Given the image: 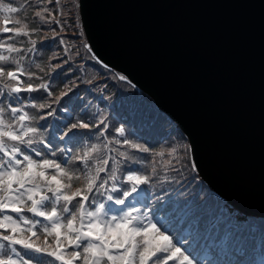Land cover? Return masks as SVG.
Instances as JSON below:
<instances>
[{"label": "snow or ice", "instance_id": "1", "mask_svg": "<svg viewBox=\"0 0 264 264\" xmlns=\"http://www.w3.org/2000/svg\"><path fill=\"white\" fill-rule=\"evenodd\" d=\"M84 36L61 0H0V264H257L248 241L264 216L201 195L194 148L157 106L132 111L141 135L79 103L81 84L107 89L69 74L93 52Z\"/></svg>", "mask_w": 264, "mask_h": 264}, {"label": "water", "instance_id": "2", "mask_svg": "<svg viewBox=\"0 0 264 264\" xmlns=\"http://www.w3.org/2000/svg\"><path fill=\"white\" fill-rule=\"evenodd\" d=\"M85 36L183 131L205 183L264 216V0H81Z\"/></svg>", "mask_w": 264, "mask_h": 264}, {"label": "trees", "instance_id": "3", "mask_svg": "<svg viewBox=\"0 0 264 264\" xmlns=\"http://www.w3.org/2000/svg\"><path fill=\"white\" fill-rule=\"evenodd\" d=\"M61 3L68 5V3H64L63 0H61ZM72 10L74 11L73 7ZM53 47L54 44L51 41L45 42V49H44L45 57L51 55L50 49ZM91 56H92L91 53L81 51V57H83V59H80L79 63L83 65V69L77 72L74 70L75 68L74 66L73 69H70L69 74L71 75V78L74 80L76 79L77 76L84 79H90L92 77H96L95 83L99 85L101 88H103V86L106 84L107 89L102 95L100 91L92 89L91 85L85 86L81 84L80 88L76 89V91L79 92V95L83 98L81 101H79V103H87L90 101L93 106L101 108L103 110V114L105 116L110 117L111 120L115 122L117 121V119L113 118V116L115 115L116 112L119 114L127 113L129 112L127 110V107L129 105H136V102L134 100V94H138V92H136V90L129 83L119 81L118 75L115 72L102 67L100 64H96L95 61H93L90 58ZM77 83H79V81H77ZM86 89H91V90H86ZM107 97H110V99ZM142 99L145 102L151 103L150 99H148L146 96H142ZM184 142L187 143L185 137H184ZM165 144L166 143L160 141V144L157 145V150H161V148H163ZM194 174L197 175L196 172ZM197 182L200 185H202L204 189L201 195L210 196L211 194L210 191L203 184V182L198 177V175H197ZM248 243L250 246H253L255 248V252L253 256L257 255L259 253V249L261 250L262 243H264V233L257 230L252 235Z\"/></svg>", "mask_w": 264, "mask_h": 264}, {"label": "rangeland", "instance_id": "4", "mask_svg": "<svg viewBox=\"0 0 264 264\" xmlns=\"http://www.w3.org/2000/svg\"><path fill=\"white\" fill-rule=\"evenodd\" d=\"M63 2H64V3H68L69 6H72L73 9H74V11L72 10L73 13H76V10H75V7H74V5H75V3H76V0H63Z\"/></svg>", "mask_w": 264, "mask_h": 264}]
</instances>
